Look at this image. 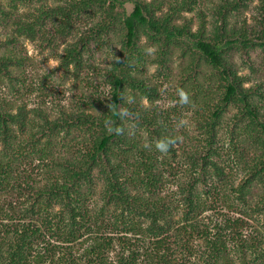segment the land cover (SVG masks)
Wrapping results in <instances>:
<instances>
[{"label":"trees","instance_id":"1","mask_svg":"<svg viewBox=\"0 0 264 264\" xmlns=\"http://www.w3.org/2000/svg\"><path fill=\"white\" fill-rule=\"evenodd\" d=\"M5 1L0 264H264V83L255 67L242 75L231 61L235 46L264 53V0L253 9L255 0H222L238 19L255 13L222 35L220 26L207 34L204 22L197 32L187 19L178 23L199 0ZM112 34L120 55L108 69L96 66L90 58ZM144 35L159 45L161 62L177 48L190 58L175 108L160 107L157 87L133 75ZM28 40L58 57L66 74L87 72L94 93L67 110L54 100L29 110L8 98V86L22 95L36 81L41 98L62 94L36 72ZM96 74L102 84L91 82ZM230 108L239 114L227 124ZM186 109L199 130L183 138L174 123ZM164 140L172 143L160 151Z\"/></svg>","mask_w":264,"mask_h":264},{"label":"rangeland","instance_id":"2","mask_svg":"<svg viewBox=\"0 0 264 264\" xmlns=\"http://www.w3.org/2000/svg\"><path fill=\"white\" fill-rule=\"evenodd\" d=\"M6 0L5 2H7ZM50 1V0H49ZM150 1V0H149ZM258 5V1L255 0L251 8H255ZM223 2L222 0H199L197 6L192 12H184L182 14V19L178 21L179 24L184 23V19H187L191 23V27L193 32H197L201 27L202 23L204 22L206 27L207 34H211L215 32L216 28L219 27L218 32L222 35V31H231L233 30V26L237 24L238 29L242 27L243 18H248L249 23H252L251 17L255 14L252 10L243 13L242 19H238L234 14H230L227 12V9H223ZM167 9V8H166ZM21 11H26L27 8L20 7ZM121 11V10H120ZM127 11H131V7L127 8ZM228 15L226 22L224 21L225 15ZM218 24V26H216ZM223 27V29L221 28ZM233 32V31H232ZM111 34V33H110ZM109 39L113 40L110 43L103 44L96 52V54L90 58V61L93 62L96 66H100L103 68H110L117 57L120 55L121 45L119 42H116L115 37L113 34L108 37ZM106 38V40H109ZM26 48L28 51V55L33 60V66L36 72L42 75H48V86L49 88L54 86L58 89V91L62 94L59 96L60 98L54 99L53 97H49V99L41 98L39 87L41 86L38 81L34 83L35 91L33 92L30 90V85L28 84L27 87L22 88V95L14 94L12 87L7 88L5 93L8 98L16 99V101L20 104L24 102L28 109H35V108H45V106L51 102L52 100L57 105L60 104L66 110L74 107L76 104H81L79 98L82 97V94L92 95L94 93L93 87L87 86L86 73L82 72L77 78L75 73V68L71 67L70 73L66 74V72L61 67L60 59L53 57L50 52L48 51H41L35 44L26 41ZM237 47V48H236ZM160 47L158 44L150 41L144 35L141 37L140 41L138 42V46L134 51V64L137 68L133 75L142 78L148 83L153 86H156L161 95V101H159V106L163 109L168 108H175L176 102L172 97L177 94V89L179 86V82L183 79L184 72L186 71L187 64L189 63V56L187 55L186 58H183V50L184 48H177L175 50V54L169 60L168 63L161 62L159 50ZM231 61H233L237 68L240 71V74L249 75L250 68L255 67L257 72L255 78L257 81H260L262 84L264 83V53L262 49L259 47L255 48L254 51L249 49H244L239 46H235L231 52ZM109 64V65H107ZM109 66V67H107ZM33 67H30L28 70L33 71ZM207 70V69H206ZM35 72V71H34ZM91 72L90 75H92ZM191 75V73L189 72ZM102 75L96 74L95 79L91 82L102 84L103 77ZM83 79V81H82ZM252 84L247 85L248 87ZM101 99L107 100L110 97V90L102 85V88L98 93H101ZM97 95V93H96ZM85 98H83L84 100ZM80 101V102H79ZM86 101H89L86 99ZM144 105L149 108L151 102L147 99H144ZM193 108H196L195 106ZM121 112L125 113V110L122 109ZM236 114H239L238 109L230 108L229 113L225 116V122L230 123L231 120L234 118ZM126 125L127 127L131 126V128L136 126V118L133 115L127 114ZM175 121V128L181 137H185L182 134V131L189 132V134L198 133V126L196 124L195 115L193 114L192 110H182L181 117ZM174 120V119H173ZM174 122V121H173ZM226 124V123H225ZM233 125V124H231ZM224 130V129H223ZM142 134L146 139L147 143L150 142L151 134L147 133L145 127L142 129Z\"/></svg>","mask_w":264,"mask_h":264},{"label":"clouds","instance_id":"3","mask_svg":"<svg viewBox=\"0 0 264 264\" xmlns=\"http://www.w3.org/2000/svg\"><path fill=\"white\" fill-rule=\"evenodd\" d=\"M182 99L184 100V102H187V97L183 94ZM109 131H111V129H109ZM117 131H119V129H117ZM170 143H172V141L170 140L160 141L156 144V148L160 151H166Z\"/></svg>","mask_w":264,"mask_h":264}]
</instances>
